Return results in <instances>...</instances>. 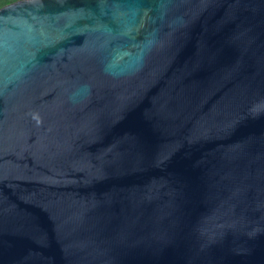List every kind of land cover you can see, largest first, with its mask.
Wrapping results in <instances>:
<instances>
[{"label":"water","instance_id":"1","mask_svg":"<svg viewBox=\"0 0 264 264\" xmlns=\"http://www.w3.org/2000/svg\"><path fill=\"white\" fill-rule=\"evenodd\" d=\"M0 264H264V0L1 7Z\"/></svg>","mask_w":264,"mask_h":264},{"label":"trees","instance_id":"2","mask_svg":"<svg viewBox=\"0 0 264 264\" xmlns=\"http://www.w3.org/2000/svg\"><path fill=\"white\" fill-rule=\"evenodd\" d=\"M13 1H15V0H13ZM10 3H13L12 0L11 1L10 0H3V1L1 0L0 1V8L7 5V4H10Z\"/></svg>","mask_w":264,"mask_h":264},{"label":"rangeland","instance_id":"3","mask_svg":"<svg viewBox=\"0 0 264 264\" xmlns=\"http://www.w3.org/2000/svg\"><path fill=\"white\" fill-rule=\"evenodd\" d=\"M0 1H1V0H0ZM2 1H3V0H2ZM10 1H11V0H10ZM15 1H19V0H15ZM15 1L12 0V2H15Z\"/></svg>","mask_w":264,"mask_h":264}]
</instances>
